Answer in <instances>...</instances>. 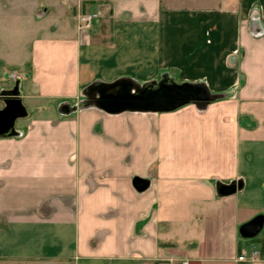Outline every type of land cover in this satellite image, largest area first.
<instances>
[{"label":"crops","instance_id":"obj_1","mask_svg":"<svg viewBox=\"0 0 264 264\" xmlns=\"http://www.w3.org/2000/svg\"><path fill=\"white\" fill-rule=\"evenodd\" d=\"M70 1L0 0V110L15 97L26 113L0 137V264H250L238 258L240 227L264 216V0L148 19L154 5H112L91 31ZM25 30L40 36L24 57ZM165 78L216 100L95 105L97 86Z\"/></svg>","mask_w":264,"mask_h":264},{"label":"water","instance_id":"obj_2","mask_svg":"<svg viewBox=\"0 0 264 264\" xmlns=\"http://www.w3.org/2000/svg\"><path fill=\"white\" fill-rule=\"evenodd\" d=\"M94 91L97 93L95 105L108 113L124 111L167 113L189 104L203 109L216 100L203 83L179 84L170 78L143 86L123 80L97 86ZM5 103V108L0 110L1 138L14 136L15 121L26 114L19 99L12 97ZM133 184L137 191H144L149 182L142 178H135ZM263 228L264 216L260 215L243 224L240 227V235L245 239H254L263 231Z\"/></svg>","mask_w":264,"mask_h":264},{"label":"rangeland","instance_id":"obj_3","mask_svg":"<svg viewBox=\"0 0 264 264\" xmlns=\"http://www.w3.org/2000/svg\"><path fill=\"white\" fill-rule=\"evenodd\" d=\"M51 1V0H49ZM70 5L68 7L67 18H70L77 25V29H81L79 27V17L85 14H95L98 15L91 28L94 29L96 25H99L103 22L104 18H109L110 8L111 6L117 5V7H125L129 8V11H132V6L135 7V14L137 13V7L140 5H145L147 10H150L149 7L155 6V13L149 12L146 15L148 18H155L158 10H214L219 7H226L227 9H239L241 8L240 0H71ZM50 2H48L49 4ZM75 5V6H73ZM251 9V8H250ZM55 11V9H53ZM253 11V10H252ZM134 12V11H132ZM134 14V13H133ZM79 27V28H78ZM26 28V27H25ZM40 36L39 33H31L25 30L24 33H16V39L18 42V51L20 55L26 56L29 51L30 41L35 37ZM20 57V56H19ZM23 57V58H24ZM263 233H260L256 238L247 240L243 237L240 238L243 246L247 249L248 254L243 255L249 259L252 258V253L257 251L259 252L258 258L261 256V248L263 249ZM255 245V248H253ZM257 258V259H258Z\"/></svg>","mask_w":264,"mask_h":264},{"label":"built area","instance_id":"obj_4","mask_svg":"<svg viewBox=\"0 0 264 264\" xmlns=\"http://www.w3.org/2000/svg\"><path fill=\"white\" fill-rule=\"evenodd\" d=\"M96 17L97 15L95 14H85L82 17L80 16L79 17V27L81 29H90ZM258 256H259V252L255 251L252 253L251 259L248 260L245 256L242 255L238 258V260L240 262L253 264L255 260L258 258Z\"/></svg>","mask_w":264,"mask_h":264}]
</instances>
